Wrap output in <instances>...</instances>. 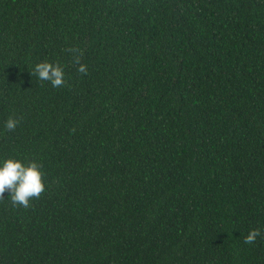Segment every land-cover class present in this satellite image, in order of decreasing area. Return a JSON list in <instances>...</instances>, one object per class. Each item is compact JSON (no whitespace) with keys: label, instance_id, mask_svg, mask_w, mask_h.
<instances>
[{"label":"trees","instance_id":"obj_1","mask_svg":"<svg viewBox=\"0 0 264 264\" xmlns=\"http://www.w3.org/2000/svg\"><path fill=\"white\" fill-rule=\"evenodd\" d=\"M0 157V264H264V0H0Z\"/></svg>","mask_w":264,"mask_h":264},{"label":"clouds","instance_id":"obj_2","mask_svg":"<svg viewBox=\"0 0 264 264\" xmlns=\"http://www.w3.org/2000/svg\"><path fill=\"white\" fill-rule=\"evenodd\" d=\"M77 71L86 73V66L79 64ZM42 82H48L53 88L62 87L65 84V69L56 63L39 62L34 64L30 73ZM18 121L9 118L4 123L6 131H14ZM45 191L43 172L35 161H25L14 157H0V201H7L13 207H30V200L39 198ZM9 195L4 199V193ZM259 235L258 230H251L245 237V243H254Z\"/></svg>","mask_w":264,"mask_h":264}]
</instances>
